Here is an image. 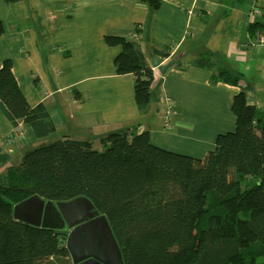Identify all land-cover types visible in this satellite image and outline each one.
I'll use <instances>...</instances> for the list:
<instances>
[{
  "label": "crops",
  "instance_id": "obj_1",
  "mask_svg": "<svg viewBox=\"0 0 264 264\" xmlns=\"http://www.w3.org/2000/svg\"><path fill=\"white\" fill-rule=\"evenodd\" d=\"M251 5L252 0H161L152 10L141 0H0V66L10 61L24 99L32 108H45L51 134L58 132L59 139L89 141L101 151L110 133L147 132L154 147L201 159L218 135L235 130L231 104L237 93L264 116V0L254 18ZM252 22L262 28L251 34ZM106 36L139 45L137 63L153 73L146 111L136 105L133 75L116 73L121 48L109 46ZM156 51L169 55L160 58ZM202 55L212 57L214 69L193 65ZM153 58L160 61L157 67ZM222 68L239 75L240 83H212ZM168 112L174 115L166 119ZM21 126L23 135L14 136L0 108V175L25 152L59 140L45 144L41 140L51 134L38 138ZM26 256L27 245L20 258Z\"/></svg>",
  "mask_w": 264,
  "mask_h": 264
},
{
  "label": "trees",
  "instance_id": "obj_2",
  "mask_svg": "<svg viewBox=\"0 0 264 264\" xmlns=\"http://www.w3.org/2000/svg\"><path fill=\"white\" fill-rule=\"evenodd\" d=\"M141 1L152 10L161 4ZM259 28L252 22L249 32ZM105 41L120 46L116 73L133 75L136 105L146 111L153 73L137 63L139 45L122 37ZM193 65L214 69L210 55ZM240 80L226 68L212 77L230 86ZM0 108L13 127L24 124L38 138L53 132L45 108L24 99L10 61L0 66ZM231 112L235 130L218 135L201 159L154 147L147 132L110 133L101 151L66 137L25 152L0 175V264H71L53 231L13 219V206L36 195L52 202L89 199L108 220L124 264H264V116L243 92L233 97ZM20 237L25 258L17 255Z\"/></svg>",
  "mask_w": 264,
  "mask_h": 264
},
{
  "label": "water",
  "instance_id": "obj_3",
  "mask_svg": "<svg viewBox=\"0 0 264 264\" xmlns=\"http://www.w3.org/2000/svg\"><path fill=\"white\" fill-rule=\"evenodd\" d=\"M160 61L152 59L157 67ZM13 219L53 231L72 264H124L108 220L85 197L52 202L32 196L13 206Z\"/></svg>",
  "mask_w": 264,
  "mask_h": 264
},
{
  "label": "built area",
  "instance_id": "obj_4",
  "mask_svg": "<svg viewBox=\"0 0 264 264\" xmlns=\"http://www.w3.org/2000/svg\"><path fill=\"white\" fill-rule=\"evenodd\" d=\"M263 0H252V5L250 6L249 9V16L250 18H254L255 16L260 15V3ZM172 115H174L173 112H168L166 119H169V117H171ZM171 123L168 122V126H170ZM13 135L14 136H22L23 135V131H22V126L21 124H18L16 127H14L13 129Z\"/></svg>",
  "mask_w": 264,
  "mask_h": 264
},
{
  "label": "rangeland",
  "instance_id": "obj_5",
  "mask_svg": "<svg viewBox=\"0 0 264 264\" xmlns=\"http://www.w3.org/2000/svg\"><path fill=\"white\" fill-rule=\"evenodd\" d=\"M57 134H58V132L53 133V134H51L52 136H51L50 138H48V139L44 138V139H42L41 141H42L43 143H45V144H47V143H51V142H53L54 140L59 139L58 136H57ZM39 145H40V144H39ZM30 147H34V146H30ZM20 157H21V156H20ZM19 161H20V160H16V161L13 162V163H17V164H18ZM23 244H24V245H23ZM24 246H26V242H25V240H24L22 237H20L19 240H18V251H17V255H18L19 257H21V256L23 255V248H24Z\"/></svg>",
  "mask_w": 264,
  "mask_h": 264
}]
</instances>
